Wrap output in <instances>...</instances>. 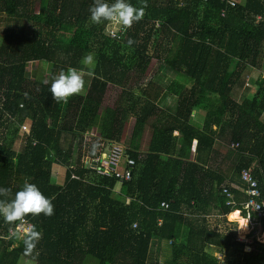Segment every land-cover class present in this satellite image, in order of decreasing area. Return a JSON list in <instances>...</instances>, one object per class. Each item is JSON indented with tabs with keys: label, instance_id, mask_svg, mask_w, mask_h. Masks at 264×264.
<instances>
[{
	"label": "trees",
	"instance_id": "trees-1",
	"mask_svg": "<svg viewBox=\"0 0 264 264\" xmlns=\"http://www.w3.org/2000/svg\"><path fill=\"white\" fill-rule=\"evenodd\" d=\"M146 2L143 19L113 37L109 22L91 23L93 0H0V35L18 22L0 45V187L14 195L27 181L54 205L50 217L26 218L41 232L31 257L9 238V228L22 235L20 222L0 217V264H264V241L235 240L236 223L226 219L233 206L244 218L243 170L264 200V75L252 80V94L233 98L245 69L264 60V19H256L264 0H236L235 7L227 0ZM89 54L95 67L85 94L53 102L52 78L68 68L85 72ZM40 63L49 66L47 79L31 76ZM160 66L172 78L156 89ZM131 75L136 85L128 87ZM109 85L122 88L112 107L104 106ZM167 98L170 110L161 107ZM197 111L206 113L202 127ZM113 145L124 151L119 167L135 161L128 182L83 164ZM54 167L64 170L61 182ZM225 191L236 205L227 204ZM215 210L232 232L211 227Z\"/></svg>",
	"mask_w": 264,
	"mask_h": 264
},
{
	"label": "clouds",
	"instance_id": "clouds-1",
	"mask_svg": "<svg viewBox=\"0 0 264 264\" xmlns=\"http://www.w3.org/2000/svg\"><path fill=\"white\" fill-rule=\"evenodd\" d=\"M234 1L236 4V0ZM147 6L148 5L146 0H142V6L140 7L133 6L131 3H128L127 0H114V2L111 4L106 2V0H93V4L89 8V13H90L89 19L91 23L96 25L102 24L104 22L112 23L114 25L119 26L122 31L126 32L128 29L132 27L134 23L139 22L140 20L143 19L145 15V9L147 8ZM261 18L264 19V13L262 16H257L256 19L260 20ZM113 35L115 36L116 34L113 33ZM127 43L129 45H132L134 41L129 39ZM84 63L92 64L93 56L91 54L87 55L84 58ZM90 81H92V79L88 81V84H90ZM49 91L51 93L53 102L67 103L71 96L79 95L85 92L84 76L82 72H80V70H77L76 68H68L67 71L61 70L58 75H55L52 78ZM25 96L27 98V94H25ZM193 116L194 119H199L198 111L194 112ZM26 126L28 127L27 124ZM174 136H177V132H174ZM113 146H119V145H113ZM85 159H89V158H84L83 161ZM120 170H124V169L120 167ZM0 197L3 198L0 199V217L3 218L6 224L14 225L16 222H20V224H18V227L21 226L22 223L29 222L31 224L25 231L22 232V235L17 233L13 228H9V238H16L21 240L24 245V255L26 257H31L33 253L36 251L37 244L41 239V232L36 230V227L26 218L28 216L36 217L41 214L48 217L52 216L54 214V205L52 203V200L48 197H45L44 194L35 184L29 183L27 181L24 182L22 189L16 191L14 195L12 194L11 189L0 187ZM9 197L11 198L9 199ZM163 203H167V202H163ZM236 204L237 203H235L234 201V204H228V205H236ZM235 207L236 206L232 207V211L240 210ZM232 211H230L228 214H230ZM242 211H244L245 213L244 218L246 219V221L240 227L253 223V225L259 227V231H264L260 228V219L258 221L253 219V217H255L254 213L248 212L251 217L250 220V218L247 216V210L245 207ZM228 214L226 215V219ZM161 221L162 220H160V223ZM211 227L214 226L211 225ZM252 239H256V238L254 237L251 238L250 240H241L239 236L236 235L235 237V240L244 243H248ZM211 247H215V246H211ZM244 247H246L247 250L249 249L247 245H245ZM209 249L210 247L208 248V250ZM217 257L222 258L221 255ZM224 257L225 255H223V258Z\"/></svg>",
	"mask_w": 264,
	"mask_h": 264
},
{
	"label": "rangeland",
	"instance_id": "rangeland-1",
	"mask_svg": "<svg viewBox=\"0 0 264 264\" xmlns=\"http://www.w3.org/2000/svg\"><path fill=\"white\" fill-rule=\"evenodd\" d=\"M35 8H37V6L35 5ZM18 23V22H17ZM17 23L16 22H12L10 23L9 25L11 26V30H16L17 28ZM107 29L108 31L111 33H114L115 32H119V31H122L120 29L119 26L117 25H114L112 23H110L108 26H107ZM13 31H10L6 34L3 33V35H0V45L3 46L4 44L6 45L8 43V39L10 38L8 35L10 33H12ZM3 32V31H2ZM6 42V43H5ZM32 65H36L35 63H32ZM260 65L261 66H258L256 68H250L248 67L247 69H245L244 71V74L242 75V77L240 78L239 82H238V85L236 86L235 90H234V95H233V98L240 102L249 92H250V89H252V80H254L256 77L258 76H262L264 75V60H261L260 62ZM156 66V65H155ZM37 68H34V66L32 68H29L31 73H32V77L33 76H36L42 80L44 79H47L48 76H49V69H48V65L47 64H38L36 66ZM87 67L88 69L84 72V71H80L82 72L83 76H84V80H85V92L87 91V88H86V84L87 82L93 78V71L92 69L95 67V61L93 59V63L92 64H87ZM263 67V68H262ZM153 70L154 68H149L147 74H146V79H149L153 73ZM161 70V71H160ZM171 73H166L164 70H163V67H159V73L155 76V81L157 82V87L156 89H159L160 87L162 88H165L168 84V82L170 81V78H171ZM135 86L136 85V78L134 75H131L129 77V81H128V87H131V86ZM121 87L118 88L114 85H109L108 87V91H107V94L105 96V99H104V106H114V103H116V101L118 100V96L119 94L121 93ZM82 93V94H85ZM216 110V109H215ZM205 118H206V113H199V119H195V124L198 126V127H202V125L204 124L205 122ZM132 119V117L130 118ZM128 121V120H127ZM125 122V128H124V138H127L130 131H131V123L128 121V122ZM150 129L147 128L144 136H143V146L145 148H147L148 146V141L150 140ZM21 138L20 137L17 141H16V145H15V149L17 151L20 150V145H21ZM229 149V148H228ZM231 150V149H230ZM224 151V150H223ZM226 152L224 151L223 154H225ZM222 154V156H224ZM19 158V155L17 156V159ZM101 158H105V155H102ZM53 173L56 175V178L58 179L57 181L58 182H61L63 180V173H64V170L63 168H56L54 167L53 168ZM237 212V216L234 217L233 216V213H236ZM246 212V211H245ZM231 218L232 219H238L237 222H234V221H228L229 223H236V234L237 236H239L241 238V240H250L251 238H256L257 241H260V242H263L264 241V231H259V227H257L256 225H253V223H250L249 225H244L243 227H240L241 225H243V223L241 222L243 219L246 221L245 218H242L240 216V212L239 210L238 211H234L232 212L231 214ZM222 222L219 221V223L213 225L214 227H216L217 229L219 230H223V229H226V231H229V232H232L234 227H230L228 225V222L225 223L223 218H221ZM243 220V221H244ZM246 226V227H245ZM243 250H247L246 247L243 248ZM210 252L214 253V255H217V256H220L223 257V255L225 254L226 250L222 248V250H219L217 249L216 247H210L209 249Z\"/></svg>",
	"mask_w": 264,
	"mask_h": 264
},
{
	"label": "built area",
	"instance_id": "built-area-1",
	"mask_svg": "<svg viewBox=\"0 0 264 264\" xmlns=\"http://www.w3.org/2000/svg\"><path fill=\"white\" fill-rule=\"evenodd\" d=\"M230 6H235L234 0H227ZM115 34L117 32L114 31ZM111 35L114 37L113 33ZM26 129V127H23ZM237 147L236 144H231V148ZM123 149L121 146H113L110 152L105 155V158H98L96 160L93 159H85L83 164L90 170L97 171L99 174L103 175V177H108V175L115 173L116 177L119 178L122 182H128L132 178V167L135 165V161L132 159L128 160L129 167L128 169L120 170V160L123 156ZM241 180L247 185L246 195L247 200L243 204L247 210V216L250 218L249 213H254V220L258 221L260 218L264 217V200L261 199V195L256 184V181L251 177V174L243 170L241 172ZM227 197L229 198L228 204H234L233 196L230 192L225 191ZM162 207L167 208L168 204L163 203ZM259 207V208H257ZM249 212V213H248ZM31 224L29 222L22 223L21 226L17 227V230L25 231Z\"/></svg>",
	"mask_w": 264,
	"mask_h": 264
},
{
	"label": "crops",
	"instance_id": "crops-1",
	"mask_svg": "<svg viewBox=\"0 0 264 264\" xmlns=\"http://www.w3.org/2000/svg\"><path fill=\"white\" fill-rule=\"evenodd\" d=\"M5 23H3L2 22V25H4ZM172 78V77H171ZM171 78H170V80H171ZM162 88V87H161ZM250 92H251V89H250ZM249 92V93H250ZM253 92V91H252ZM252 92L250 93V94H252ZM161 107L163 108V109H167V110H170V109H172L173 107H174V105H173V103H171V102H169V99L167 98V99H163V105H161ZM176 135V134H175ZM143 142V141H142ZM141 142V149H144L145 147L143 146V143ZM223 151V150H222ZM194 153V152H193ZM193 156H194V154H192V157L191 158H193ZM235 211H238V210H235ZM232 212H234V211H232ZM232 212L230 213V214H228V216H227V220L228 221H234V220H236V222L238 221V219H232L231 218V214H232ZM240 212V211H239ZM221 217H222V215L221 214H219L218 213V211H213L211 214H209L208 216H207V221H208V223L209 224H211L212 226L213 225H215V224H217V223H219V221H221L222 219H221ZM224 220V219H223ZM222 222V221H221ZM235 222V221H234ZM243 224L245 223L243 220L241 221ZM223 223V222H222ZM226 223V222H225ZM228 225L231 227L232 225L231 224H229L228 223ZM258 227V226H257Z\"/></svg>",
	"mask_w": 264,
	"mask_h": 264
},
{
	"label": "bare ground",
	"instance_id": "bare-ground-1",
	"mask_svg": "<svg viewBox=\"0 0 264 264\" xmlns=\"http://www.w3.org/2000/svg\"><path fill=\"white\" fill-rule=\"evenodd\" d=\"M245 222V221H244ZM246 227V226H245Z\"/></svg>",
	"mask_w": 264,
	"mask_h": 264
}]
</instances>
